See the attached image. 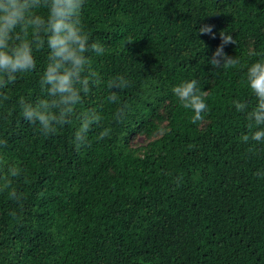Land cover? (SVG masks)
<instances>
[{
	"label": "trees",
	"instance_id": "16d2710c",
	"mask_svg": "<svg viewBox=\"0 0 264 264\" xmlns=\"http://www.w3.org/2000/svg\"><path fill=\"white\" fill-rule=\"evenodd\" d=\"M81 19L105 52L91 54L101 84L77 113L97 108L102 127L77 150L76 120L45 137L22 118L19 98L41 95L48 50L35 52L0 103L3 155L28 172L19 204L0 193V264H264V144L241 142L246 116L231 104L255 103L244 78L264 55V0H85ZM220 32L236 68L207 62ZM115 75L130 81L120 122L104 86ZM191 79L210 109L198 125L171 91Z\"/></svg>",
	"mask_w": 264,
	"mask_h": 264
},
{
	"label": "clouds",
	"instance_id": "9594fccd",
	"mask_svg": "<svg viewBox=\"0 0 264 264\" xmlns=\"http://www.w3.org/2000/svg\"><path fill=\"white\" fill-rule=\"evenodd\" d=\"M84 5L85 0H0V103L9 100L5 89L15 84L19 75L35 71V52L46 47L47 63L39 79L41 95L34 100L19 98L21 116L45 137L55 135L76 120L72 143L77 150L90 145V133L101 128L103 122L97 108L77 113L84 97L101 84V78L91 67V54L100 56L105 52L104 46L91 39L82 23ZM212 28L203 25L198 32L215 39ZM219 37L221 43L207 62L215 69L241 65L238 58L223 51L226 45L236 44V40L224 32ZM244 84L255 103L250 107L247 101H231L236 112L245 114L247 120L250 134L240 139L242 143L261 145L264 144V55L246 66ZM104 86L108 90L107 101L119 105L113 116L120 122L128 105L119 103V92L130 87V81L123 75H115ZM201 89L196 79L183 81L171 89L182 108L191 113L189 119L193 125L202 124L210 111L207 91ZM110 131L104 127L96 140L108 137ZM7 148L8 140L0 138V193H6L19 204L24 197L14 182L21 179L27 182L28 172L5 159L2 150ZM248 151L254 152L255 148L249 147ZM256 175L264 177V171ZM9 215L15 218L16 212L11 211Z\"/></svg>",
	"mask_w": 264,
	"mask_h": 264
},
{
	"label": "rangeland",
	"instance_id": "374dc122",
	"mask_svg": "<svg viewBox=\"0 0 264 264\" xmlns=\"http://www.w3.org/2000/svg\"><path fill=\"white\" fill-rule=\"evenodd\" d=\"M139 141H141V140H139Z\"/></svg>",
	"mask_w": 264,
	"mask_h": 264
}]
</instances>
